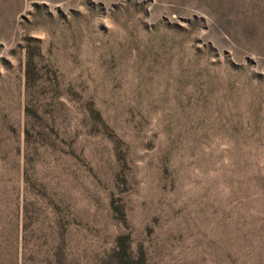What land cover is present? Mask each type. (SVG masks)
<instances>
[{
  "label": "rangeland",
  "instance_id": "1",
  "mask_svg": "<svg viewBox=\"0 0 264 264\" xmlns=\"http://www.w3.org/2000/svg\"><path fill=\"white\" fill-rule=\"evenodd\" d=\"M0 264H264V0H0Z\"/></svg>",
  "mask_w": 264,
  "mask_h": 264
}]
</instances>
